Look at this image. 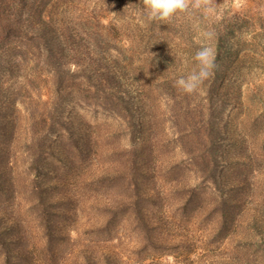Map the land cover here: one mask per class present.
Instances as JSON below:
<instances>
[{
	"label": "rangeland",
	"instance_id": "rangeland-1",
	"mask_svg": "<svg viewBox=\"0 0 264 264\" xmlns=\"http://www.w3.org/2000/svg\"><path fill=\"white\" fill-rule=\"evenodd\" d=\"M199 2L0 0V264H264V0Z\"/></svg>",
	"mask_w": 264,
	"mask_h": 264
},
{
	"label": "clouds",
	"instance_id": "clouds-1",
	"mask_svg": "<svg viewBox=\"0 0 264 264\" xmlns=\"http://www.w3.org/2000/svg\"><path fill=\"white\" fill-rule=\"evenodd\" d=\"M199 0H143L141 14H146L150 21H169L176 18L180 13L189 12L190 9L201 10ZM202 12L205 16L214 14L216 9L211 5L204 6ZM206 39L213 37L212 32L204 33ZM195 70L187 75H182L174 80V86L184 94L192 95L198 92L206 80L214 73L217 65L215 56L210 47H202L194 56ZM145 58L138 62L142 66Z\"/></svg>",
	"mask_w": 264,
	"mask_h": 264
}]
</instances>
